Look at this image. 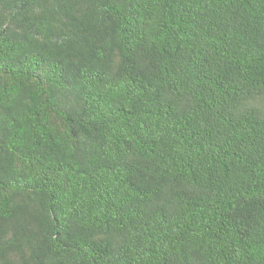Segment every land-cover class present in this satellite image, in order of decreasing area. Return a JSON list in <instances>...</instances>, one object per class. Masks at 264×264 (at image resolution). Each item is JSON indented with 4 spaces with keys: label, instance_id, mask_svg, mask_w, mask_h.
Returning <instances> with one entry per match:
<instances>
[{
    "label": "trees",
    "instance_id": "obj_1",
    "mask_svg": "<svg viewBox=\"0 0 264 264\" xmlns=\"http://www.w3.org/2000/svg\"><path fill=\"white\" fill-rule=\"evenodd\" d=\"M0 264H264V0H0Z\"/></svg>",
    "mask_w": 264,
    "mask_h": 264
}]
</instances>
